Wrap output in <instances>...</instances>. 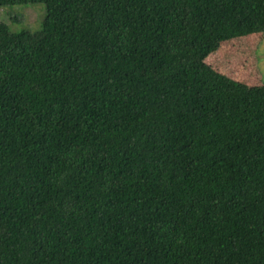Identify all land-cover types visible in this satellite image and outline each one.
<instances>
[{"label":"trees","instance_id":"obj_1","mask_svg":"<svg viewBox=\"0 0 264 264\" xmlns=\"http://www.w3.org/2000/svg\"><path fill=\"white\" fill-rule=\"evenodd\" d=\"M42 2L0 23V264H264V84L203 59L264 0Z\"/></svg>","mask_w":264,"mask_h":264},{"label":"rangeland","instance_id":"obj_2","mask_svg":"<svg viewBox=\"0 0 264 264\" xmlns=\"http://www.w3.org/2000/svg\"><path fill=\"white\" fill-rule=\"evenodd\" d=\"M43 17L42 2L0 6V23L11 32L37 31ZM203 61L233 80L247 85L264 84V30L222 41Z\"/></svg>","mask_w":264,"mask_h":264}]
</instances>
